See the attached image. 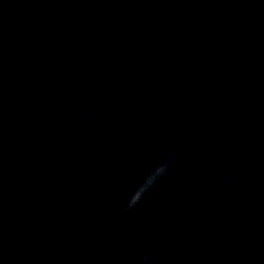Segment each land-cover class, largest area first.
I'll use <instances>...</instances> for the list:
<instances>
[{
  "label": "water",
  "instance_id": "1",
  "mask_svg": "<svg viewBox=\"0 0 264 264\" xmlns=\"http://www.w3.org/2000/svg\"><path fill=\"white\" fill-rule=\"evenodd\" d=\"M0 264H264V0H0Z\"/></svg>",
  "mask_w": 264,
  "mask_h": 264
}]
</instances>
